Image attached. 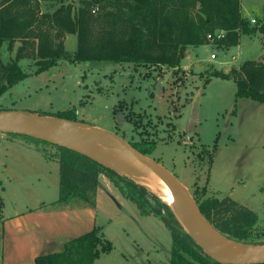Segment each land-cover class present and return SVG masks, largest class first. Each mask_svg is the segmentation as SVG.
Returning a JSON list of instances; mask_svg holds the SVG:
<instances>
[{
	"label": "rangeland",
	"instance_id": "1",
	"mask_svg": "<svg viewBox=\"0 0 264 264\" xmlns=\"http://www.w3.org/2000/svg\"><path fill=\"white\" fill-rule=\"evenodd\" d=\"M240 6L251 25L264 23V0H240ZM19 44L16 41L10 50L4 43L1 60L14 58ZM76 45L72 34L67 51L73 53ZM246 60H264L259 31L241 34L239 44L230 48L218 46L213 38L205 45L190 46L177 66L62 58L35 74L34 59L22 57L19 63L29 75L2 94L0 108L53 115L73 108L75 121L144 146L151 158L189 188L196 201L230 196L256 209L259 222L247 242L264 244V142L254 141L264 140V105L248 98L235 100V83L212 76L214 70L228 72ZM40 145L46 154L58 152L53 145ZM1 188L0 182V192ZM114 189L125 209L123 216L97 217L96 228L112 248L100 252L94 264H169L170 230L153 214L142 215L135 203ZM5 194L8 203H17L10 188ZM147 199L156 204L152 197ZM50 204L46 208L53 210ZM81 205L76 201L68 208ZM1 208L0 202V219ZM1 248L0 241V254Z\"/></svg>",
	"mask_w": 264,
	"mask_h": 264
},
{
	"label": "trees",
	"instance_id": "2",
	"mask_svg": "<svg viewBox=\"0 0 264 264\" xmlns=\"http://www.w3.org/2000/svg\"><path fill=\"white\" fill-rule=\"evenodd\" d=\"M258 31L264 38V23L251 25L241 12L240 0H0V50L4 43L10 50L16 41L20 43L14 58L2 61L0 55V97L28 75L19 63L22 57L34 59L35 74L57 65L62 58L70 62L177 66L190 46L205 45L213 38L218 46L230 48L239 44L241 34ZM68 34L76 35L73 53L65 46ZM212 76L235 83V100L249 98L264 104L263 60H246L228 72L214 70ZM53 116L78 120L73 108ZM11 135L30 139L27 141L35 145L50 144ZM132 144L149 154L144 146ZM53 146L59 152L60 181L59 197L50 204L52 209H64L76 201L94 208L98 175L103 173L142 215L153 214L170 230L169 264H221L203 253L155 193L84 154ZM149 196L155 205L148 202ZM0 202L2 207V199ZM197 203L220 232L258 244L247 242L258 222L254 209L230 196H208ZM111 245L99 228H93L68 240L59 251L39 254L35 263L93 264L100 252L111 250Z\"/></svg>",
	"mask_w": 264,
	"mask_h": 264
},
{
	"label": "crops",
	"instance_id": "3",
	"mask_svg": "<svg viewBox=\"0 0 264 264\" xmlns=\"http://www.w3.org/2000/svg\"><path fill=\"white\" fill-rule=\"evenodd\" d=\"M70 35L65 38V46ZM254 141L264 142L262 139ZM40 146L0 132L1 264H36L39 254L59 251L68 240L96 228L98 216H123L125 207L117 201L120 197L116 187L103 173L98 175L94 208L47 209L46 205L59 197V152L46 154ZM9 188L17 197L15 205L8 203L5 193ZM100 233L104 237L103 231ZM170 258L171 254L169 263Z\"/></svg>",
	"mask_w": 264,
	"mask_h": 264
},
{
	"label": "water",
	"instance_id": "4",
	"mask_svg": "<svg viewBox=\"0 0 264 264\" xmlns=\"http://www.w3.org/2000/svg\"><path fill=\"white\" fill-rule=\"evenodd\" d=\"M195 99L196 96L192 101L193 105ZM234 105L235 103L233 107ZM232 111L233 108L227 112L228 116ZM82 125H87L95 132L82 130L80 128ZM0 132L29 136L84 154L120 174L133 178L137 183L139 182L135 178L136 174L146 170L157 183L173 194L174 203L165 202L157 193L139 184L155 193L171 208L183 229L205 255L221 264H264V244L244 243L220 232L201 213L189 188L173 172L116 132L96 129L83 122L53 115L2 109ZM129 159L138 163L139 170L122 166Z\"/></svg>",
	"mask_w": 264,
	"mask_h": 264
},
{
	"label": "bare ground",
	"instance_id": "5",
	"mask_svg": "<svg viewBox=\"0 0 264 264\" xmlns=\"http://www.w3.org/2000/svg\"><path fill=\"white\" fill-rule=\"evenodd\" d=\"M80 128L88 132H95L92 128L88 127L87 125H82ZM122 166H124V168L127 169L131 168V169L139 170L138 163L130 159L127 162H125ZM135 178L139 183L145 185L147 188L157 193L165 202L169 204L174 203L175 197L173 196V194L170 193L165 187L157 183V181L152 177V175L148 171L146 170L140 171L139 173L136 174Z\"/></svg>",
	"mask_w": 264,
	"mask_h": 264
},
{
	"label": "built area",
	"instance_id": "6",
	"mask_svg": "<svg viewBox=\"0 0 264 264\" xmlns=\"http://www.w3.org/2000/svg\"><path fill=\"white\" fill-rule=\"evenodd\" d=\"M252 22H255V20L254 19H252ZM208 37H210V35H208ZM215 55H212V57H214Z\"/></svg>",
	"mask_w": 264,
	"mask_h": 264
}]
</instances>
